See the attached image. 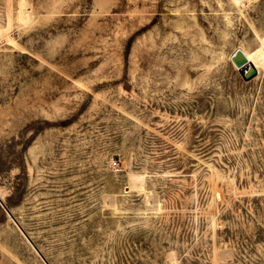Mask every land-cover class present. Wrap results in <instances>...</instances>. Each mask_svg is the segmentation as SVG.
<instances>
[{
    "label": "rangeland",
    "instance_id": "1",
    "mask_svg": "<svg viewBox=\"0 0 264 264\" xmlns=\"http://www.w3.org/2000/svg\"><path fill=\"white\" fill-rule=\"evenodd\" d=\"M261 38L264 0H0V264H264Z\"/></svg>",
    "mask_w": 264,
    "mask_h": 264
},
{
    "label": "bare ground",
    "instance_id": "2",
    "mask_svg": "<svg viewBox=\"0 0 264 264\" xmlns=\"http://www.w3.org/2000/svg\"><path fill=\"white\" fill-rule=\"evenodd\" d=\"M232 3L240 8V5L245 0H231ZM253 1V0H248ZM19 17L22 21H28L31 17L24 6L20 8ZM262 47L249 51L243 47H238L230 54L229 59L233 62L236 69L246 76L250 75L252 71L257 70L260 73V69L264 68V39L261 38ZM261 46V45H260Z\"/></svg>",
    "mask_w": 264,
    "mask_h": 264
},
{
    "label": "water",
    "instance_id": "3",
    "mask_svg": "<svg viewBox=\"0 0 264 264\" xmlns=\"http://www.w3.org/2000/svg\"><path fill=\"white\" fill-rule=\"evenodd\" d=\"M257 70H254V71H252V73L250 74V75H248V76H246L245 74H243V76H244V78L245 79H252V78H254L256 75H257ZM0 203H1V205L4 207V205H3V203H2V201H1V199H0Z\"/></svg>",
    "mask_w": 264,
    "mask_h": 264
}]
</instances>
